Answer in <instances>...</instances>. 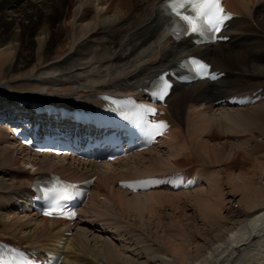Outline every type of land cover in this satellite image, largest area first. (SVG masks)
<instances>
[{"label": "bare ground", "instance_id": "bare-ground-1", "mask_svg": "<svg viewBox=\"0 0 264 264\" xmlns=\"http://www.w3.org/2000/svg\"><path fill=\"white\" fill-rule=\"evenodd\" d=\"M160 1L0 0V95L61 108L102 93L126 95L194 53L227 74L215 84L177 88L165 142L98 177L72 237L61 222L23 217L16 208L36 175L70 179L90 171L13 145L0 127V241L44 250L63 241V264H264V0H229L241 16L228 31L231 40L186 52L168 36ZM93 64L108 66L104 81L81 73ZM235 96L260 99L243 108L215 106ZM177 172L198 176L199 186L138 195L118 188L120 180ZM180 200H187L189 221L175 213L161 234L152 231L163 224L153 204Z\"/></svg>", "mask_w": 264, "mask_h": 264}, {"label": "snow or ice", "instance_id": "snow-or-ice-1", "mask_svg": "<svg viewBox=\"0 0 264 264\" xmlns=\"http://www.w3.org/2000/svg\"><path fill=\"white\" fill-rule=\"evenodd\" d=\"M164 8L169 10L170 15L178 18L174 20V30H180L182 28L185 32H198L204 25L213 26L217 30L223 25L226 19L231 18V14L226 13L220 3V0H164ZM191 9V12L185 14L181 10ZM194 65H197V71L201 74L207 73V65L201 64L195 60L192 61ZM169 86L163 85L162 91H166ZM145 112H154L152 109H146ZM165 127V125L153 124L152 128L158 130ZM159 134V132H157ZM154 181H143L141 183H152ZM131 186V185H128ZM73 185H62L59 188L47 189L43 193V197L46 200L51 201L56 208H59L60 201H68L73 198ZM51 215V212L45 213ZM9 252H15L16 255L11 260L4 258V255L0 253V264H31L28 258L24 257L23 253L18 250H9Z\"/></svg>", "mask_w": 264, "mask_h": 264}, {"label": "rangeland", "instance_id": "rangeland-1", "mask_svg": "<svg viewBox=\"0 0 264 264\" xmlns=\"http://www.w3.org/2000/svg\"><path fill=\"white\" fill-rule=\"evenodd\" d=\"M30 55L31 53L30 52H28L26 55ZM23 57H24V55H23ZM24 59L26 60L27 59V56H25L24 57ZM92 59L93 58H90L89 59V61H92ZM28 61L30 60V57L27 59ZM23 61V63L24 64H28L26 61H24V60H22ZM106 66L107 65H105V67H101V65H96V64H93V65H90L88 68H87V70H84V71H81V73H83V72H89V77H88V79L89 80H95V81H97V82H102V81H104L105 79H106V75L108 74V70H107V68H106ZM108 67V66H107ZM43 72H45V73H48L49 75H53L52 73H51V71H49V70H44ZM107 72V73H106ZM213 173L215 172V170H213L212 171ZM217 172V171H216ZM227 188V189H226ZM225 190H226V192H232V187H225ZM183 202H181V200H180V203L179 202H176V204H174V205H172L171 203H166L165 205H156V204H153L154 206L153 207H155L154 208V212H155V214L157 215V212H158V214L161 216V218H162V222H163V224H162V228H160L161 230H158V228L156 229L155 227H156V225L155 224H153V226L151 227V230L152 231H154V232H160V234H161V232H162V230H163V228H164V226L166 225V224H168L170 221V219L172 218L173 219V217L175 218V216H174V214L175 213H178V214H176V215H178V217L179 216H181V218H184V219H186L187 221H189L188 220V218H190V216L189 217H187V216H185L184 214L185 213H183V212H186V210H187V207L185 208V201H187V200H182ZM179 204V205H178ZM190 204V202L188 201L187 202V205H189ZM182 205V206H181ZM178 206V207H177ZM234 208H237V206L238 205H236L235 203L232 205ZM165 208V209H164ZM194 210H196V208H194ZM175 211H178V212H175ZM183 213V215H181L182 213ZM167 212V213H166ZM179 212H180V214H179ZM189 213H191V210H189ZM188 213V214H189ZM170 214V215H169ZM173 214V215H172ZM194 215H198V213L197 212H195L194 211ZM155 216V215H154ZM153 216V220L155 219V220H157L158 219V217H154ZM183 216V217H182ZM169 217V218H168ZM157 218V219H156ZM125 221H126V219H125ZM126 222H128V219H127V221ZM128 223H130V221L128 222ZM130 224H132V223H130ZM148 234V233H147ZM149 238V237H148ZM153 238V237H152ZM153 240H154V238H153Z\"/></svg>", "mask_w": 264, "mask_h": 264}]
</instances>
